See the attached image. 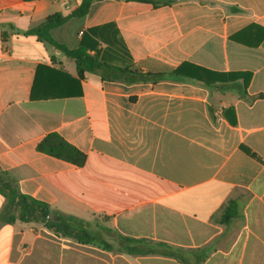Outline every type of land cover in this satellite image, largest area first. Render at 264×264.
<instances>
[{"label":"crops","instance_id":"0c3cea01","mask_svg":"<svg viewBox=\"0 0 264 264\" xmlns=\"http://www.w3.org/2000/svg\"><path fill=\"white\" fill-rule=\"evenodd\" d=\"M81 2L0 0V175L88 222L95 243L0 221V264H264V0H94L51 31L73 50L114 27L134 70L169 74L136 83L107 69L76 82L75 62L30 33ZM183 64L250 79L208 87L171 74ZM51 134L84 165L40 151Z\"/></svg>","mask_w":264,"mask_h":264},{"label":"trees","instance_id":"16d2710c","mask_svg":"<svg viewBox=\"0 0 264 264\" xmlns=\"http://www.w3.org/2000/svg\"><path fill=\"white\" fill-rule=\"evenodd\" d=\"M93 1L82 0L81 4L73 8L67 16H62L61 14L49 16L40 26L31 30L30 33L35 34L41 41H45L54 48L59 49L75 62L79 77V79H76V82L82 79L86 72H100L104 69H107L112 79H118L126 83L156 82L162 77L169 75L166 73H143L134 70L132 68V57L114 27L110 30H104L103 27L89 29L84 33L79 47L73 50L63 44L57 43L53 39L51 31L70 19L85 17L89 13ZM138 1L152 3L156 6L169 2V0ZM171 74L195 80L208 87L235 83L239 79H242L244 86H247L250 79L248 74L211 72L190 64L181 65L172 71ZM32 98L43 99L42 96L35 95V87L32 92ZM38 149L77 167L83 166L86 161V155L83 152L56 134H51L42 140L38 145ZM247 152L251 154L249 151ZM0 195L6 199V204L0 213L1 222L11 224L20 220L26 223H41L47 229L62 237L73 239L81 244L95 243V241L88 240L91 236L90 224L88 222L75 216L52 210L48 203L23 194L17 184L5 174L0 175ZM234 206V203H231L224 209V222H227L236 214Z\"/></svg>","mask_w":264,"mask_h":264},{"label":"water","instance_id":"95a60500","mask_svg":"<svg viewBox=\"0 0 264 264\" xmlns=\"http://www.w3.org/2000/svg\"><path fill=\"white\" fill-rule=\"evenodd\" d=\"M50 217H52V215H50Z\"/></svg>","mask_w":264,"mask_h":264}]
</instances>
